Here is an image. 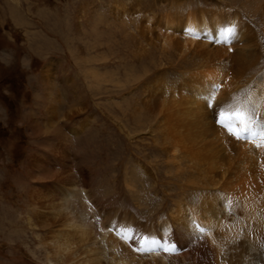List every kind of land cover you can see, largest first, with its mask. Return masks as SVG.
Returning a JSON list of instances; mask_svg holds the SVG:
<instances>
[{
	"label": "rangeland",
	"instance_id": "rangeland-1",
	"mask_svg": "<svg viewBox=\"0 0 264 264\" xmlns=\"http://www.w3.org/2000/svg\"><path fill=\"white\" fill-rule=\"evenodd\" d=\"M134 1L0 0V264H47L44 239L59 227H41L40 214L53 216L48 205L41 206L38 217L29 206L32 191H48L50 180L62 189L76 184L79 192L72 204L79 215L92 211V203L100 213L120 209L137 218L149 211L157 215L169 210V200L184 196L181 187L192 176L179 175L174 161L162 155L175 136L154 128L152 117L171 113L167 126L180 124V115L163 102L179 92L186 59L152 37L165 16L149 12L157 0H143L137 8ZM166 6L158 2L160 9ZM145 96L150 116L145 110L138 114ZM213 124L214 133L228 132ZM227 143L230 148L224 149L239 158ZM224 149L217 151L220 158L227 155ZM37 160L47 169L36 170V177L31 169ZM62 160L69 167L66 174ZM62 173L69 178L62 180ZM44 200L39 204L45 205ZM231 209L220 213L230 225L227 235L246 247L245 236L257 239L262 226L247 219L254 218L245 216L237 203ZM216 230L219 241L222 229ZM239 262L252 260L242 256ZM260 263L264 261L252 264Z\"/></svg>",
	"mask_w": 264,
	"mask_h": 264
},
{
	"label": "bare ground",
	"instance_id": "bare-ground-1",
	"mask_svg": "<svg viewBox=\"0 0 264 264\" xmlns=\"http://www.w3.org/2000/svg\"><path fill=\"white\" fill-rule=\"evenodd\" d=\"M142 1L136 0L132 4L137 8ZM158 2L166 3V8L160 9ZM155 4L149 12L158 11L165 16L161 21L163 25L154 29L152 37H160L170 50L178 49L180 56L186 59V69L179 92L174 91L169 100L163 102L164 108L174 109L180 115V124L167 126L171 113L163 115L166 120L163 116L152 119L154 128L160 129L158 131L164 128L175 136L171 147H166L167 152L162 155L174 161L179 175L187 172L192 177L181 187L184 196L169 200V210L157 215L149 211L137 218L130 211L120 209L100 213L93 203L92 211L88 208V212L79 215L72 204L78 189L76 184L62 189L56 179L51 184V180L46 183V177L40 176L46 180L43 182L48 191L33 190L29 207L38 217L41 206L48 205L53 216L40 214L41 227L52 228L53 224L59 227L58 231L51 230L44 239L47 264H239L242 256L252 263L264 261V138L237 140L230 137L229 132H226L228 136L224 134L225 128L223 132L212 131L213 122L220 118L222 109L225 118L231 109L243 111L244 103L249 105L250 112L259 116L257 120L264 123V0H157ZM230 28L234 29L235 35H221L223 30ZM212 85L218 87L213 91ZM144 99L138 114L145 110L150 116L152 107L146 96ZM227 142L237 149L239 158L231 155L232 150L230 154L225 150L230 148ZM223 149L227 155L221 153L225 156L220 155V158L217 151L223 152ZM38 163L37 160L33 164V175L36 170L44 172L47 169ZM234 164H239L237 169ZM61 168L65 174L64 170H69L65 163ZM206 173L211 176L207 178ZM133 182L127 179L130 188L137 191ZM56 186L59 190H54ZM194 195L200 199L197 201ZM42 200L45 205H40ZM228 202L232 206L237 203L245 216L256 220L247 219L262 226L257 239L245 236L246 247H238L239 244L233 241L237 238L227 235L230 225L220 213L229 208L232 212V206L226 205ZM69 203L72 205L66 209ZM50 217H53V223ZM36 226L33 227L36 229ZM220 228L217 241L214 232ZM161 245L175 251L165 252Z\"/></svg>",
	"mask_w": 264,
	"mask_h": 264
},
{
	"label": "snow or ice",
	"instance_id": "snow-or-ice-1",
	"mask_svg": "<svg viewBox=\"0 0 264 264\" xmlns=\"http://www.w3.org/2000/svg\"><path fill=\"white\" fill-rule=\"evenodd\" d=\"M235 35L234 29H227L223 30L221 32V35ZM213 91L215 90L216 85L211 86ZM208 107H211V104L207 105ZM219 119L216 121L218 124L224 127L229 128V132L235 136L237 140H249V139H254L257 136L264 138V123L261 121H258L256 119V116L253 112H249L248 114H245L244 112L237 110L235 112V120H225L224 119V110L222 109L219 112ZM231 123H236L237 124V130L233 132L232 128L229 126ZM222 207H225L222 205ZM197 228L199 226L197 225ZM201 231H203L201 229ZM139 244V242H137ZM161 247L164 248L165 251H175V249L169 248L167 246L161 245Z\"/></svg>",
	"mask_w": 264,
	"mask_h": 264
}]
</instances>
